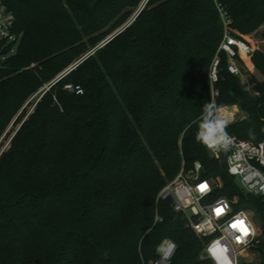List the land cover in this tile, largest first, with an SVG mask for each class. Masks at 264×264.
Listing matches in <instances>:
<instances>
[{
    "label": "trees",
    "instance_id": "1",
    "mask_svg": "<svg viewBox=\"0 0 264 264\" xmlns=\"http://www.w3.org/2000/svg\"><path fill=\"white\" fill-rule=\"evenodd\" d=\"M2 1L20 40L0 61V137L49 87L0 154V264H148L165 239L176 244L168 264H213L201 257L209 237L170 197L158 199L195 161L215 182L212 198L238 197L234 206L253 212L260 233L250 247L264 264L263 199L241 189L227 153L216 158L196 139L224 32L216 1ZM217 1L242 34L264 24V0ZM252 59L259 94L222 53L217 105H239L246 114L227 131L257 142L264 50Z\"/></svg>",
    "mask_w": 264,
    "mask_h": 264
},
{
    "label": "built area",
    "instance_id": "2",
    "mask_svg": "<svg viewBox=\"0 0 264 264\" xmlns=\"http://www.w3.org/2000/svg\"><path fill=\"white\" fill-rule=\"evenodd\" d=\"M215 1L224 26L222 39L209 68L210 100L217 104L219 90L216 83L219 80L222 53L226 55L229 72L252 87L249 74L255 70L252 58L257 47L246 34L231 26L230 17L221 4ZM16 21L15 13L0 0V53L6 54L10 45L14 48L19 42L20 35L15 30ZM253 91L259 94L256 88ZM227 134L230 139L226 144L215 150L208 149L216 158L227 153L228 172L236 178L241 189L260 196L264 201V140L255 142L228 131ZM201 170L200 161H195L190 169L182 166L175 178L161 189L158 199L170 197L173 209L188 216L193 230L200 237H209L201 253L202 258L210 259L213 264H241L240 256L259 235L258 228L248 210L234 206L238 197L232 200L226 196L211 197L215 182L213 179L203 178ZM201 185L207 186L204 191L200 190ZM217 209L220 211L217 212ZM239 221H243L249 229L248 235L243 234ZM175 249L176 244L165 239L158 248V258L148 264H168Z\"/></svg>",
    "mask_w": 264,
    "mask_h": 264
},
{
    "label": "rangeland",
    "instance_id": "3",
    "mask_svg": "<svg viewBox=\"0 0 264 264\" xmlns=\"http://www.w3.org/2000/svg\"><path fill=\"white\" fill-rule=\"evenodd\" d=\"M247 37L250 39L251 42H253L255 44V46L257 47V49H262L264 50V24L261 25L257 30H255L252 33L246 34ZM102 43V42H101ZM101 43H99L98 45H100ZM6 54L5 53H0V61L4 60L6 58ZM254 77L256 79L261 80L263 78L262 74L260 73L259 70H257L255 68L254 72H250L249 74V80L251 82L252 87H249L247 84L246 85V89L251 93V94H255L253 89L256 88V85L254 82L251 81V78ZM49 87V85L44 86L43 88H41L36 94H34L30 100L24 105V107L20 110V112L16 115V117L12 120L11 124L7 127V129L3 132V134L0 137V154L7 150L12 137L14 136L16 130L18 129L20 123L23 121V119H25L35 108L36 105V100L38 99V97L36 99H33L35 96H40L43 94V92L45 90H47V88ZM33 99V100H32ZM227 108L229 109V111L231 110H236L234 111V117L233 119H239L242 116H245V112L241 110L240 106L237 104H232V105H227ZM26 110L25 115H21L23 110ZM228 113L224 114L227 115ZM232 114V115H233ZM250 213V217L253 219L256 227L258 228V232L260 233V228L257 224V222L254 219V214L252 211H249ZM241 259V263H245V264H259L260 263V255L259 253L252 249L251 247H249L248 249H246L243 252V255L240 256Z\"/></svg>",
    "mask_w": 264,
    "mask_h": 264
},
{
    "label": "clouds",
    "instance_id": "4",
    "mask_svg": "<svg viewBox=\"0 0 264 264\" xmlns=\"http://www.w3.org/2000/svg\"><path fill=\"white\" fill-rule=\"evenodd\" d=\"M226 110L227 106L217 105L213 100L203 105L196 139L209 149L215 150L230 139L226 131L230 121L224 118Z\"/></svg>",
    "mask_w": 264,
    "mask_h": 264
},
{
    "label": "snow or ice",
    "instance_id": "5",
    "mask_svg": "<svg viewBox=\"0 0 264 264\" xmlns=\"http://www.w3.org/2000/svg\"><path fill=\"white\" fill-rule=\"evenodd\" d=\"M206 185H201L200 186V190L201 191H204L205 189H206ZM220 211V209H217V212H219ZM240 225H242V228H241V230H242V232H243V234L244 235H248L249 234V229L247 228V226L246 225H244V222L243 221H239L238 222ZM233 227H235V225H233ZM238 240H239V238H237Z\"/></svg>",
    "mask_w": 264,
    "mask_h": 264
},
{
    "label": "crops",
    "instance_id": "6",
    "mask_svg": "<svg viewBox=\"0 0 264 264\" xmlns=\"http://www.w3.org/2000/svg\"><path fill=\"white\" fill-rule=\"evenodd\" d=\"M233 117H234V114L232 115L231 112H229L227 115H224V118H225V119H228L230 122L235 121V120L233 119ZM242 117H244V116H242Z\"/></svg>",
    "mask_w": 264,
    "mask_h": 264
},
{
    "label": "water",
    "instance_id": "7",
    "mask_svg": "<svg viewBox=\"0 0 264 264\" xmlns=\"http://www.w3.org/2000/svg\"><path fill=\"white\" fill-rule=\"evenodd\" d=\"M148 0H146V2H147ZM140 11V10H139ZM139 13V12H138ZM138 13L136 14V16L138 15ZM135 16V17H136ZM81 61H83V58L82 59H80V60H78V62L77 63H80ZM77 64H75V65H73V66H71L66 72H64L60 77H62L63 75H65L66 73H68V71H70L71 69H73L75 66H76Z\"/></svg>",
    "mask_w": 264,
    "mask_h": 264
},
{
    "label": "bare ground",
    "instance_id": "8",
    "mask_svg": "<svg viewBox=\"0 0 264 264\" xmlns=\"http://www.w3.org/2000/svg\"><path fill=\"white\" fill-rule=\"evenodd\" d=\"M234 111H236V110H231V111H229V109H227V110L224 112V114L229 113V112H231V114H233Z\"/></svg>",
    "mask_w": 264,
    "mask_h": 264
}]
</instances>
